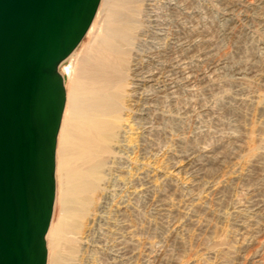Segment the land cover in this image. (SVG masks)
<instances>
[{
  "label": "rangeland",
  "instance_id": "1",
  "mask_svg": "<svg viewBox=\"0 0 264 264\" xmlns=\"http://www.w3.org/2000/svg\"><path fill=\"white\" fill-rule=\"evenodd\" d=\"M114 3L136 24L113 63L117 126L54 261L264 264V0H104L59 67L66 97ZM56 159L52 228L65 215Z\"/></svg>",
  "mask_w": 264,
  "mask_h": 264
},
{
  "label": "water",
  "instance_id": "2",
  "mask_svg": "<svg viewBox=\"0 0 264 264\" xmlns=\"http://www.w3.org/2000/svg\"><path fill=\"white\" fill-rule=\"evenodd\" d=\"M99 3L0 0V264L47 262L66 101L59 67Z\"/></svg>",
  "mask_w": 264,
  "mask_h": 264
},
{
  "label": "bare ground",
  "instance_id": "3",
  "mask_svg": "<svg viewBox=\"0 0 264 264\" xmlns=\"http://www.w3.org/2000/svg\"><path fill=\"white\" fill-rule=\"evenodd\" d=\"M103 1L100 0L101 4ZM115 6L114 3L109 10L101 34L94 37L93 53H84L80 59L77 54L74 58L72 75L75 76V82L67 93L56 146V162L62 185L59 199L62 198L65 215L61 216L58 228L50 226L48 230L47 237L52 249L50 264H57L54 261L55 247H62V235L74 227L70 221L73 215H80L84 211L82 208L76 211L73 202L79 201L83 207L90 200L87 194L96 190L98 171L103 161L100 156L107 150V143L114 138L122 83L119 82L121 79L113 82V63L120 68L123 65L127 50L122 47L128 45L136 26L131 21L117 19ZM98 13L99 10L85 35L93 30ZM79 44L65 60L74 56ZM107 55L110 56L109 60L105 59ZM74 160H79L81 167L73 165Z\"/></svg>",
  "mask_w": 264,
  "mask_h": 264
}]
</instances>
